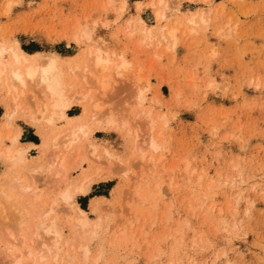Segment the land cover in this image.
I'll use <instances>...</instances> for the list:
<instances>
[{"label": "rangeland", "instance_id": "obj_1", "mask_svg": "<svg viewBox=\"0 0 264 264\" xmlns=\"http://www.w3.org/2000/svg\"><path fill=\"white\" fill-rule=\"evenodd\" d=\"M157 1L0 0V42L55 55L69 97L84 90L73 73L88 62L83 31L114 62L122 54L130 63L120 74L106 70V88H90L93 100L73 98V119L51 123L24 114L43 96L36 87L19 98L23 108L12 118L0 82V226L7 211L26 213L29 242L17 246L32 253L0 264H33L39 254L40 264H264V0ZM165 4L160 22L154 11ZM168 21L176 29L164 37ZM93 101L112 126L87 121ZM84 119L90 135L74 148L52 145L68 122ZM87 141L98 143L100 157ZM19 144L28 146L25 160L14 162L5 150ZM104 146L118 155L105 158ZM90 169L103 179L84 196L73 193ZM76 204L89 218L86 227L66 219ZM40 221L57 226V242L38 229Z\"/></svg>", "mask_w": 264, "mask_h": 264}, {"label": "bare ground", "instance_id": "obj_2", "mask_svg": "<svg viewBox=\"0 0 264 264\" xmlns=\"http://www.w3.org/2000/svg\"><path fill=\"white\" fill-rule=\"evenodd\" d=\"M161 2H162L161 0H158L157 1V3H159V4ZM168 7L169 6L167 4H165L162 9H160V8L155 9V11H154L155 18L157 20H159V21L160 20H165L166 17H167V15H168V12L166 11L168 9ZM208 10H206V13L208 12ZM204 14H205V12H204ZM199 15L201 17V20L202 21H205L204 20L205 19L204 15L203 14H200V13H199ZM181 19H177V20L173 21L174 24L175 23L176 24H180L181 23ZM194 20L195 19L193 18V16H188V18H187V21L190 22V23H193ZM173 22L168 21V23H166V25L164 26V29L166 31H163L162 32V36L166 37V36H172L174 34L176 28L174 26H172L171 23H173ZM175 26H177V25H175ZM152 28H151V30H152ZM144 29H143V31H144ZM88 30L89 29H87V31L86 30L83 31V33H82L83 39H85L86 41H88L89 46H90L88 52L86 51L87 52L86 54H87L88 62L87 63H84V65L82 64L83 65V67H81L82 69L79 67L81 70H79V69L78 70L77 69H74L73 70V73H75V75L80 76L79 78H80V81L82 82L81 87L84 90L81 89V91H79V92H76V90H75V94L72 95V96H70V97L67 96L66 86H65V83H64L63 78H62L63 77L62 76V72L58 69V67H59V66H57V62L58 61H56V59L54 57L55 55L53 56V55L50 54L51 56H49L47 58H44L43 55L40 54L41 52L40 53L39 52H34V53H27V52H25L19 46V42L18 41H14V43L11 44V45H5L6 43L5 44H2L0 42V82H2L4 84V86L6 88V91L11 96V105L13 106V110L9 113V115L12 116V118H15L13 116H15V112L18 109L23 108L21 106V102H20L19 98L24 95V93H25V91H26V89L28 87H36L37 89H40V91L43 93V96H39L37 98L36 103H35V105H36L35 110H33V109L29 108V107L26 108V110H24L25 111L24 114L28 116V120L30 122L35 123V124H39L38 122L41 121V120H43V119H45L49 123H51L54 119H71V118L73 119V117L70 116V115H68V113H67V111L69 109L71 110V108L73 106L72 105L73 98L74 99H77L79 101H85L87 99H89L90 101L93 100V92H95V91L92 92L90 88H92V86L97 87L98 89H101V90H104L106 88V86L108 84L106 82L107 76L104 74V72H106V70L108 71L111 68H115L118 71V73L120 74V70L128 69L130 67V63H127V61L124 60L122 54H119L118 53L119 54V58L121 59V61L120 62H114L112 60V58H111L112 56L109 55L108 50H106L108 48L104 49L105 47L101 48L100 46L97 45V43H95V42L92 43L91 40H90L91 39L90 32ZM148 30H150V29H148ZM6 54L8 55V60L5 59V55ZM84 56H83V58H84ZM87 59H85V60H87ZM73 61H75V60H73ZM58 65H59V63H58ZM124 71H122V72L124 73ZM121 76H122V74H121ZM71 78H73V77H71ZM135 83H138V81H136ZM71 87H76V86L75 85H72ZM92 90H93V88H92ZM75 96H77V97H75ZM140 96H141V94H140V89H139L138 90V99H140ZM90 107H91V110L92 111L90 110L91 111V114L89 113V115H86V116H88V117H86L87 118V121L90 120L92 122L99 123L100 125H98V126H100L103 129L106 128V127H108V126H112L115 123V121L113 120V118H111L110 116H104L103 117L102 115H100V105L98 104L97 101H93V103H92V105ZM151 123H152V121H151ZM95 126H96V124H95ZM90 131H92V130H90V127L86 123L85 119L84 120H81V121L80 120H77V121L68 122V124L66 125V127L63 130H60L59 132H57L52 137V139H51L52 140V145L53 146H56L58 144H63L67 148L68 146L72 145L73 142H75V141H78L79 142L80 138L87 136L90 133ZM132 133H133V131H132ZM18 136H19V133H16L12 137L10 135L12 142H17V144L20 143V141L18 140ZM46 138H47V136H46ZM154 139L155 138L151 137V139L149 141V147L151 149H153V150H157L158 149V144L155 142ZM47 140H46V142H47ZM81 143H82V141H81ZM87 143H88V141H87ZM19 145L20 146H18V147L17 146L15 148L13 147L14 149H10L9 147L6 148V150H5V156L7 158H9L10 160L14 161V162H16V161H24L25 159H24L23 153L26 151V148H28V146L27 145H23L22 146L21 144H19ZM45 145H47V144H45ZM73 145H75V144H73ZM88 145H89V149H90L91 155L94 154L96 157H98V156L100 157L101 156V154H95V153H97L99 151L98 148H97L98 143H96V142H94V143L89 142ZM43 147H45V146H43ZM70 147H73V146H70ZM105 147L106 146H104V147L101 148V153H102V155L105 158L111 159L115 155H118V154H114L113 152H110L111 150L109 151ZM111 149H112V147H111ZM81 152L82 151H80V153ZM150 152H152V151H150ZM145 153H146V151H145ZM88 155H90V154H88ZM142 156H144V153L142 154ZM81 159H82V157H80V160ZM64 161H65V158H62L60 160V164L63 165L64 164ZM51 163L52 162L50 161V165H51ZM150 163L152 164V162H150ZM9 165H11V164H9ZM25 165L27 166V164H25ZM89 166H91V165H89ZM91 169H90V171H91ZM90 171H89V173L88 172L87 173H84V175L81 176L82 178L79 179V182L77 181L78 183L75 184V186L73 188V193H75V194L78 193V194H81V195H86L88 193V191L90 190L92 183L99 182L101 179H103L101 176H99V177H96L95 176V174L98 173V169H95L94 171H91V172ZM28 173H30V172H28ZM9 183H11V182H9ZM72 186H73V184H72ZM25 189L26 188H24L23 185L22 186L21 185L17 186V191L19 193H23ZM26 192H29V191L26 190ZM61 196L64 197V198H68V191L64 190V192L61 194ZM22 210L23 209H21V211ZM71 211L72 212L69 214V216L66 217V219L69 222H73V223H75V224H77L78 226H81V227H86L89 224V218L85 215L84 210L81 209L80 207H78L77 204H76V206L74 205V208L72 207ZM12 213H10V211H7V213L5 215V220L2 222L3 225L0 226V259L2 257H7V258L8 257H11L12 258V261L11 262H16V261H18V260H20L22 258V256H23L24 253L30 254L31 252L29 250H25L26 246L23 249H21V248L19 249L18 246H17L18 244H20V245H26L29 242V240H28L29 239L28 238L29 236H28V233H26L28 231V225L27 226L25 225L26 216L24 214H26V213L23 214V211L21 212V214L18 213V216H20L19 218L17 216H14L15 213H13V215H11ZM6 223H7V225H6ZM27 224H29V223H27ZM54 227H55L54 224L45 226L44 222L40 221V224L38 226V229L39 230H42L44 233H47V234L53 233V235H54L53 241L55 240V242H57L58 239H59V234L55 230L54 231L51 230ZM39 234L40 233L35 232L32 235L33 236H38ZM44 246L47 247L46 244L44 243V241H41L40 242V247H44ZM43 255H45V254H43ZM43 255L42 254H39V257L38 258L35 257L34 258V261L32 263L33 264H40L39 261H42L44 259V256ZM31 257H29V258H31ZM59 257L60 256L58 255V252H54L52 259L54 261H57V259ZM58 261H59V259H58ZM62 262H65V261H62ZM43 264H49V263L44 262Z\"/></svg>", "mask_w": 264, "mask_h": 264}, {"label": "crops", "instance_id": "obj_3", "mask_svg": "<svg viewBox=\"0 0 264 264\" xmlns=\"http://www.w3.org/2000/svg\"><path fill=\"white\" fill-rule=\"evenodd\" d=\"M81 195V194H80ZM84 196V195H83Z\"/></svg>", "mask_w": 264, "mask_h": 264}]
</instances>
